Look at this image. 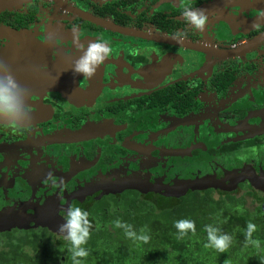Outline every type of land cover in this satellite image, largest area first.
<instances>
[{"label": "flooded vegetation", "instance_id": "1", "mask_svg": "<svg viewBox=\"0 0 264 264\" xmlns=\"http://www.w3.org/2000/svg\"><path fill=\"white\" fill-rule=\"evenodd\" d=\"M185 7L204 12V30ZM79 10L207 52L120 33ZM76 37L111 48L90 78L73 70ZM218 48L237 51L208 52ZM0 65L31 117L17 130L0 125V208L29 216L14 228L42 226L66 242L49 227L59 230L69 206L90 216L126 189L168 197L156 184L207 174L230 192L264 188V0H29L0 10ZM228 172L241 176L234 185Z\"/></svg>", "mask_w": 264, "mask_h": 264}, {"label": "trees", "instance_id": "2", "mask_svg": "<svg viewBox=\"0 0 264 264\" xmlns=\"http://www.w3.org/2000/svg\"><path fill=\"white\" fill-rule=\"evenodd\" d=\"M230 77H222V85ZM134 192L124 190L107 209L104 201H96L88 218L92 228L83 264H264V188H188L168 197ZM117 219L132 225L137 234L145 228L148 242L126 237L123 229L114 227ZM181 219L193 221L195 233L177 239L174 224ZM248 222L257 226L252 238L259 240L258 248L246 244ZM206 225L232 237L226 251L204 247ZM69 248L68 241L42 226L8 225L0 230V264H72Z\"/></svg>", "mask_w": 264, "mask_h": 264}, {"label": "clouds", "instance_id": "3", "mask_svg": "<svg viewBox=\"0 0 264 264\" xmlns=\"http://www.w3.org/2000/svg\"><path fill=\"white\" fill-rule=\"evenodd\" d=\"M185 21L192 27L198 30H204L207 16L202 10H193L185 7L182 13ZM183 34L177 33V37H182ZM175 38V37H174ZM77 40V47L82 51V55L74 61V72L83 74L88 78L95 75L97 69L102 65L106 58L111 54V48L106 41L102 39L89 42L86 46L80 44ZM0 70H6L3 65H0ZM26 91V90H24ZM21 87L15 77L7 71V75L0 77V125H4L12 130H17L26 125L31 119L27 104L24 105L26 116L21 115L20 103ZM89 213L79 207L69 206L65 209L64 223L59 226V233L69 242V252L72 264H83V260L89 255V252L84 245L87 244L90 235L92 224L88 219ZM115 228L124 230V234L129 239L134 241L148 242L150 236L145 234V228L140 229V234L133 230L132 225L122 222L117 219L113 222ZM177 229V239H182L189 232L195 233V223L187 219H181L175 222ZM257 230V226L248 222L244 232L246 244H252L259 247V240L252 238V234ZM207 243L205 248H212L219 252H224L228 249L232 242V237L222 233L218 227L206 225Z\"/></svg>", "mask_w": 264, "mask_h": 264}, {"label": "water", "instance_id": "4", "mask_svg": "<svg viewBox=\"0 0 264 264\" xmlns=\"http://www.w3.org/2000/svg\"><path fill=\"white\" fill-rule=\"evenodd\" d=\"M29 0H0V10L2 9H10V8H17L19 7L22 3L27 2ZM78 13L85 17L86 19L95 22L99 25H102L104 27H108L112 30H115L117 32L120 33H127V34H132L138 37H141L143 39H146L148 41H158V42H165V43H170V44H174V45H178V46H182V47H187L190 48L191 50H197V51H201V52H207L205 49H203L202 45L197 44V43H192V42H188V41H184V40H178V39H174L171 38L169 36H163V35H158L154 33H148L145 31H135L132 30L130 28H126L120 25H117L115 23H111L107 20H104L102 18L96 17L88 12L85 11H78ZM251 40V41H255ZM236 49H221L218 48L215 51H208V52H212L218 55H229V54H233L234 52H236ZM200 68H198L197 70H199ZM167 152H172V153H183V149H172V150H168ZM244 169V171L242 170L241 172L243 173L242 175H247V169L246 168H242ZM246 169V170H245ZM234 172V171H232ZM232 172H228L227 175L229 176V183L230 185H234L235 179H239L241 176H239V173L234 174ZM241 174V173H240ZM263 178H264V174H263ZM227 184V183H226ZM223 182V179H218L216 177H214V175L212 174H207V175H203V176H199V177H193V178H187V179H176L174 180L172 185H164V184H156L157 186H163L164 189L162 191V194L165 195H171V196H177L183 192H185V190L187 188H185L186 186H190L191 188H197V189H201L204 188L206 186H218L224 189H230V188H226V185ZM121 188H110V190H118ZM140 190H143L142 188H140ZM22 215H24V217L28 218L29 216H26L25 213L18 211V210H13V208H0V230L7 227L8 225H15L17 227H25L28 224H25L22 218ZM49 227V226H48ZM50 229H52L54 232H56L57 236H59L61 239L66 240L64 238V236L59 233V230H56L55 228H53L52 226L49 227Z\"/></svg>", "mask_w": 264, "mask_h": 264}, {"label": "rangeland", "instance_id": "5", "mask_svg": "<svg viewBox=\"0 0 264 264\" xmlns=\"http://www.w3.org/2000/svg\"><path fill=\"white\" fill-rule=\"evenodd\" d=\"M163 197H166V196H163Z\"/></svg>", "mask_w": 264, "mask_h": 264}]
</instances>
